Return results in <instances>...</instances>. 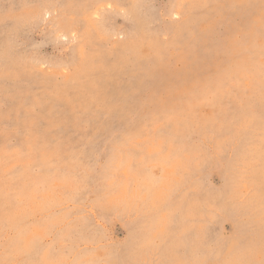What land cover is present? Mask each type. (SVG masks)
I'll use <instances>...</instances> for the list:
<instances>
[{
	"label": "rangeland",
	"instance_id": "1",
	"mask_svg": "<svg viewBox=\"0 0 264 264\" xmlns=\"http://www.w3.org/2000/svg\"><path fill=\"white\" fill-rule=\"evenodd\" d=\"M0 264H264V0H0Z\"/></svg>",
	"mask_w": 264,
	"mask_h": 264
}]
</instances>
